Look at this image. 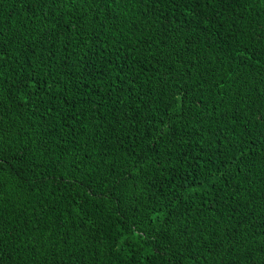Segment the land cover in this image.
I'll use <instances>...</instances> for the list:
<instances>
[{"label":"trees","instance_id":"1","mask_svg":"<svg viewBox=\"0 0 264 264\" xmlns=\"http://www.w3.org/2000/svg\"><path fill=\"white\" fill-rule=\"evenodd\" d=\"M0 264H264V0H0Z\"/></svg>","mask_w":264,"mask_h":264}]
</instances>
